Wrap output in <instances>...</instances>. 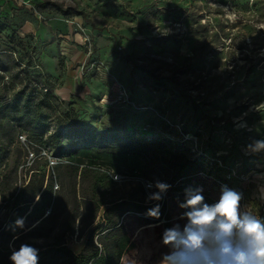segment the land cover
Listing matches in <instances>:
<instances>
[{
	"label": "rangeland",
	"instance_id": "1",
	"mask_svg": "<svg viewBox=\"0 0 264 264\" xmlns=\"http://www.w3.org/2000/svg\"><path fill=\"white\" fill-rule=\"evenodd\" d=\"M27 74H37L42 93L55 97L54 106L43 109L50 133L76 122L120 140L59 158L15 129V142L0 163V227L14 213L39 156L48 162L40 169L45 183L53 177L59 205L36 236L13 244L14 232L2 233L0 264H12V250L21 244L39 249L55 238L82 252L105 208L96 224L81 228L77 221L71 230L72 195L61 190V182L67 187L75 172L56 169L70 161L80 172L108 173L116 196L159 204L167 222L185 211L178 194L168 193L169 187L159 201L148 197L158 191L156 182L169 185L171 155L203 158L204 172L190 186H199L214 203L222 188L232 189L242 196L241 211L264 218V150L251 147L264 141V0H0V100L26 89ZM140 139L146 146H136ZM2 143L8 145L6 138ZM88 176L83 186L77 178L79 202L95 174ZM102 197H108L103 190L97 192ZM154 242L159 246L157 237ZM135 250L131 254L149 264L165 256L150 258L146 238Z\"/></svg>",
	"mask_w": 264,
	"mask_h": 264
},
{
	"label": "trees",
	"instance_id": "2",
	"mask_svg": "<svg viewBox=\"0 0 264 264\" xmlns=\"http://www.w3.org/2000/svg\"><path fill=\"white\" fill-rule=\"evenodd\" d=\"M26 89L15 93H6L0 100V163L7 159V149L15 142V129L19 128L18 135L25 134L33 145L41 150L53 148L59 158L75 156L84 147L88 151H96L99 146L106 142H117L119 135L108 136L102 132L89 131L80 123H63V126L55 132L50 133V116L43 109H51L54 106L55 97L47 90L42 93L44 87L37 74L26 76ZM36 85V87H34ZM29 86V87H28ZM25 91H28L25 96ZM12 92V91H10ZM37 95V96H36ZM6 138L7 146L2 143ZM82 141V142H81ZM136 146H146L145 139L134 140ZM38 152L37 154H40ZM168 163L171 170L169 182L170 191L178 194L181 202L185 200V190L188 188H200L197 185H189L196 175L204 172L203 158L194 161L183 160L179 155L172 154ZM32 169V176L27 185L23 187L15 198L17 205L14 213L7 214L6 219L0 227V235L12 231L13 244L25 235L36 236L37 233L55 217L58 207V193L53 192V177L49 176L45 183V171L41 167L48 166L45 157L39 156ZM56 169H73L75 179L67 187L61 182V190H67L72 195V203L68 211L67 223L74 230L78 221L79 227L96 224V219L102 208H105L101 221L89 233L85 247L80 254H75L68 248L63 239L55 238L52 243L39 248L38 264H149V261L140 262L136 257L135 246L140 238H146L150 248L153 250L152 257L155 259L160 254L158 247L164 253L159 256L170 254V246L162 243L159 230L171 228L174 224H180L181 229L185 224L183 219H168L162 222L163 211H160L159 219L146 215L147 211L156 206L148 205L139 200L135 195L116 196L109 190L116 186V182L108 173L83 168L80 172L79 166L70 161L68 164L59 163ZM80 173V174H79ZM89 173H94L92 184L89 188L82 189L89 194L82 193L81 202L77 199V178L80 185H84ZM103 190L108 197L97 199V192ZM205 202L213 204L209 196L202 191ZM89 211V207H92ZM82 208V212L79 211ZM50 210V212H48ZM11 216V217H10ZM10 217V218H9ZM23 221V226L16 225L17 220ZM170 220V221H169ZM24 228L28 231L25 232ZM162 232V233H163ZM96 234L98 246L94 244ZM41 237V236H38ZM160 240L159 246H154V238ZM157 244V243H156ZM19 249V248H18ZM135 251L133 254H131ZM157 252V253H156ZM128 254V257L125 256ZM128 260V261H127ZM160 259L157 264H161Z\"/></svg>",
	"mask_w": 264,
	"mask_h": 264
},
{
	"label": "clouds",
	"instance_id": "3",
	"mask_svg": "<svg viewBox=\"0 0 264 264\" xmlns=\"http://www.w3.org/2000/svg\"><path fill=\"white\" fill-rule=\"evenodd\" d=\"M253 151L264 150V141H257ZM152 185H149L151 187ZM170 186L156 182L158 190L148 199L159 201ZM240 193L222 188L220 198L213 204L205 202L201 188L185 190L184 209L179 219L186 220L165 229L162 243L170 246L161 264H264V218L249 210L241 211ZM147 216L159 219L160 206L149 209ZM16 225L23 226L22 220ZM39 250L24 243L13 249L12 264H38Z\"/></svg>",
	"mask_w": 264,
	"mask_h": 264
},
{
	"label": "water",
	"instance_id": "4",
	"mask_svg": "<svg viewBox=\"0 0 264 264\" xmlns=\"http://www.w3.org/2000/svg\"><path fill=\"white\" fill-rule=\"evenodd\" d=\"M48 212H50V210Z\"/></svg>",
	"mask_w": 264,
	"mask_h": 264
},
{
	"label": "built area",
	"instance_id": "5",
	"mask_svg": "<svg viewBox=\"0 0 264 264\" xmlns=\"http://www.w3.org/2000/svg\"><path fill=\"white\" fill-rule=\"evenodd\" d=\"M45 155H46V153H45Z\"/></svg>",
	"mask_w": 264,
	"mask_h": 264
}]
</instances>
